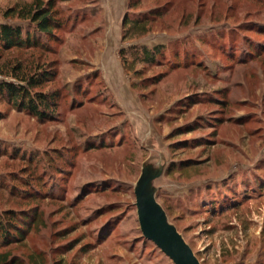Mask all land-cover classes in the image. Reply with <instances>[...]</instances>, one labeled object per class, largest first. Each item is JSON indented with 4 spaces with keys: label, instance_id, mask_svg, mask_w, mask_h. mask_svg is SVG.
I'll use <instances>...</instances> for the list:
<instances>
[{
    "label": "rangeland",
    "instance_id": "374dc122",
    "mask_svg": "<svg viewBox=\"0 0 264 264\" xmlns=\"http://www.w3.org/2000/svg\"><path fill=\"white\" fill-rule=\"evenodd\" d=\"M31 1L0 0V24ZM53 10L62 26L44 48L0 50L53 72L42 90L59 102L41 121L0 98V215H37L8 249L45 264H174L144 237L135 205L155 156L168 162L158 201L202 264H264V0ZM127 18H147L149 32L123 41ZM158 45L154 64L130 52Z\"/></svg>",
    "mask_w": 264,
    "mask_h": 264
},
{
    "label": "trees",
    "instance_id": "16d2710c",
    "mask_svg": "<svg viewBox=\"0 0 264 264\" xmlns=\"http://www.w3.org/2000/svg\"><path fill=\"white\" fill-rule=\"evenodd\" d=\"M54 3L55 0H32L7 8L4 17L9 21L0 24V50L44 48L45 40L55 37V30L62 26L53 10ZM148 22L147 18L125 19L122 40H133L147 34L150 29ZM130 52L136 61L150 65L158 61L162 47L134 46ZM134 65V62H129V67ZM33 67L26 66L22 61L5 59L0 54V98L38 120H49L54 118L59 104L58 93H47L42 88L53 79L54 73L43 70L41 66L38 69ZM9 217L7 219L5 214L0 215V264H45L41 257L36 259L31 255L26 261L8 249L12 244L23 242L37 222L36 213L32 216L10 212Z\"/></svg>",
    "mask_w": 264,
    "mask_h": 264
},
{
    "label": "water",
    "instance_id": "95a60500",
    "mask_svg": "<svg viewBox=\"0 0 264 264\" xmlns=\"http://www.w3.org/2000/svg\"><path fill=\"white\" fill-rule=\"evenodd\" d=\"M167 159L151 157L143 162L134 184L140 229L174 264H202L178 227L158 201L160 180L167 170Z\"/></svg>",
    "mask_w": 264,
    "mask_h": 264
}]
</instances>
